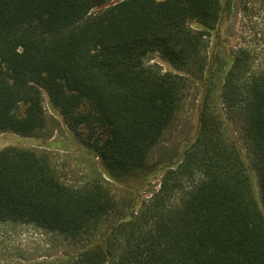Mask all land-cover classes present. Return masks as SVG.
<instances>
[{
  "label": "trees",
  "instance_id": "16d2710c",
  "mask_svg": "<svg viewBox=\"0 0 264 264\" xmlns=\"http://www.w3.org/2000/svg\"><path fill=\"white\" fill-rule=\"evenodd\" d=\"M234 1L0 0V135L49 138L48 102L100 164L70 183L47 151L0 149V226L82 246L31 264H264V66L208 53ZM199 80L194 137L125 203L112 184L145 167Z\"/></svg>",
  "mask_w": 264,
  "mask_h": 264
},
{
  "label": "rangeland",
  "instance_id": "374dc122",
  "mask_svg": "<svg viewBox=\"0 0 264 264\" xmlns=\"http://www.w3.org/2000/svg\"><path fill=\"white\" fill-rule=\"evenodd\" d=\"M119 1V0H113ZM220 35L210 37V60L215 54L231 57L238 47L246 48L254 58V66H264V0H235L222 22ZM151 62L160 64L164 71L177 72L167 62L155 56ZM202 80L196 82L184 99L175 118L167 127L160 143L155 147L145 167L133 176L125 177L121 184L113 183L114 191L125 203L132 197L133 207L159 187L160 169L175 162L198 127V109L202 96ZM54 130L49 138L23 137L14 133L0 135V149L7 145L33 148L51 154L64 180L74 183L82 180L90 165L99 166L94 153L87 149L68 129L58 111L45 103ZM220 108V103L217 101ZM229 121H227L228 123ZM228 128L238 137L237 129ZM235 130V131H234ZM82 249L56 233L46 232L30 224H4L0 226V264H31L76 256Z\"/></svg>",
  "mask_w": 264,
  "mask_h": 264
}]
</instances>
